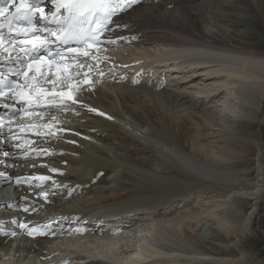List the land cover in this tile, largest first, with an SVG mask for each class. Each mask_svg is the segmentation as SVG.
I'll return each instance as SVG.
<instances>
[{
  "label": "bare ground",
  "instance_id": "1",
  "mask_svg": "<svg viewBox=\"0 0 264 264\" xmlns=\"http://www.w3.org/2000/svg\"><path fill=\"white\" fill-rule=\"evenodd\" d=\"M232 2L139 0L126 6L107 31L105 54L111 45L174 51L132 69V79L107 76L108 67H73L77 103L42 107L52 110L44 122L43 111L32 117L23 112L0 131V200L8 191L15 195L0 206V264H264L242 249L254 224L264 235V134L258 122L264 114V47L258 46L264 23L255 44L231 45L226 19L236 17L222 11ZM0 52L4 72L20 64L15 51ZM183 54L200 59L169 64ZM167 68L175 70L173 77L161 75ZM224 76L228 83L220 82ZM56 80L36 83L51 90L45 81ZM12 108L33 111L11 100L0 105V115ZM79 111L77 118L67 113ZM36 137L54 142L45 148ZM40 176L49 179H35ZM243 177L252 183L233 181ZM127 210L141 213L133 222L108 221ZM134 222L142 231H132ZM21 223L48 234L30 239ZM206 225L212 237L203 232ZM135 239L141 252L133 251ZM131 253L137 260L128 261Z\"/></svg>",
  "mask_w": 264,
  "mask_h": 264
},
{
  "label": "snow or ice",
  "instance_id": "2",
  "mask_svg": "<svg viewBox=\"0 0 264 264\" xmlns=\"http://www.w3.org/2000/svg\"><path fill=\"white\" fill-rule=\"evenodd\" d=\"M8 4L15 9L14 12H9L5 7V0H0V21L7 23V35L2 31L5 23L0 22V48L8 52L9 47L15 48L17 42L15 37L23 34L27 37L30 33L39 31L37 25V14L39 21H47L55 23L57 28L55 30L44 28L43 31L49 32L56 38V41L62 45H68L64 51L57 50L55 57L49 52L47 45L50 41L47 38L32 35L31 39L20 41L21 45H30V47H21L27 58L28 69L32 70L34 66L37 67L41 63L53 64L56 63V58L59 64L56 66V73H62V79L57 77L56 81H45L51 83L53 88L47 89L39 83L21 85L20 90L10 89L13 95L18 98V102L27 103L28 108L33 105L56 107L59 105L64 107L66 101L77 103L76 91L78 85L71 84L72 77L68 73V69L73 66L83 67L80 57H87L93 47H99L102 43L100 37L105 31H110L109 25L112 23V18L123 11L125 6L136 4L139 0H52L55 11L51 12L52 17L49 20V14L45 13L44 9L40 7L41 0H7ZM119 26V25H117ZM7 39L9 47H5V40ZM115 43V41H109ZM75 45L72 47L71 45ZM43 50L47 53L48 59L41 54ZM11 55V53H9ZM56 73H53L54 75ZM43 74V73H41ZM27 76V73H24ZM35 79V77L33 78ZM87 82V81H86ZM5 81H0L4 84ZM61 90H57V88ZM27 88L28 91H23ZM3 95V93H0ZM95 111L94 109H89ZM21 112H26L24 108L19 109ZM31 114V113H26ZM103 115V113H100ZM55 119V117H53ZM50 127V125H45ZM54 134V133H53ZM8 155V153H5ZM55 172L56 169H51ZM0 175H3L0 173ZM40 181H45L49 177H36ZM21 181L18 179L17 183ZM41 196L46 197L47 193H41ZM27 212L28 208H24ZM19 227L26 231L28 236L43 235L39 227H29L28 224L21 223ZM13 236L16 233H12Z\"/></svg>",
  "mask_w": 264,
  "mask_h": 264
},
{
  "label": "rangeland",
  "instance_id": "3",
  "mask_svg": "<svg viewBox=\"0 0 264 264\" xmlns=\"http://www.w3.org/2000/svg\"><path fill=\"white\" fill-rule=\"evenodd\" d=\"M226 1L231 2L233 0H226ZM205 7L207 9H209L208 8L209 5H207V4ZM229 11L233 12V17L234 16L236 17V19H232V18L226 19V21H227L226 24H228L230 27L229 31L230 32L233 31V32H231V37H230L231 45H234V46L238 45L239 47L243 45L244 47H246L248 45L247 42H252L253 44H255V42L260 40V39H258V37L263 33L261 26H263V23H264V0H234V2L230 3V6L228 9H227V7H225V10L222 11L223 15L224 16L226 15L225 16L226 18H228L227 15H229ZM258 46L264 47V43L261 42L258 44ZM131 47L132 46L127 47V45H125V46L124 45L108 46L107 49H110V50L108 53H106V55L107 54L108 55L105 58V62L99 63V60H95L94 62H91L90 64L91 65H98L99 64L100 67H98V68H102V69L107 68V64H108L110 69H108V72L105 75L108 76V75H113L114 73H117V74H120L121 77H124V79H129L127 77H130L132 79L133 77H131L129 75L131 71L130 72L124 71V73H122L121 72L122 69H120L119 67H118L119 69L117 68L118 63L120 65L122 64V66H124V67L127 65V68H130V67L133 68L134 65L137 64V60H143V62H152V61L158 60L160 57H162L164 55H168L174 51V50H171V48H163L161 46H156V45H153V46L146 45L143 47H138L139 49H136L134 47H132L133 48L132 49ZM101 49H103V48H101ZM111 49H113V50H111ZM146 49H148V50H146ZM174 49H175V52L181 51L179 48H174ZM192 49H193V47L189 48V50H192ZM197 49L204 50V49L199 48V47H197ZM204 51H206V50H204ZM147 53H149V54H147ZM123 62H125V63H123ZM126 62H128V63H126ZM147 75H149V74H147ZM170 75H171V73L168 74V77ZM173 76L174 75L170 76L169 78H171ZM186 76H189V75H186ZM182 78H184V77H182ZM227 78H228V80H227ZM229 80H230L229 77L224 76L220 80V82L222 81L221 83L224 84V83H228ZM201 82H204V81L202 80ZM51 111L52 110L45 112V116L46 115L49 116ZM67 113H68L69 117L70 116H74V118L80 117L79 116L80 111L73 114V115H69V114H71L70 112H67ZM40 117L39 118L42 119L41 122H44L43 116L41 115ZM75 121L77 122V120H73L72 122L75 123ZM30 122H31V120H30ZM258 122L261 124V126H260L261 132H263V134H264V114L262 116H260ZM28 124L30 126L32 125V123L31 124L27 123V126H29ZM42 138L43 137H41V138L36 137L37 140L42 139ZM45 141H47V138H43V140H40L39 145L44 146ZM2 142L5 143L4 141H2ZM53 142L54 141L51 140L48 143L53 144ZM51 144H46L45 145L46 147L45 146L44 147L47 148ZM0 160L3 161V160H5V158L2 157V155H1ZM35 164L36 163L33 162L32 165H35ZM252 167H249V169L248 168L245 169V171L246 170H248V171L253 170ZM209 177L212 178L214 182L225 183L226 181H230V180H227L224 178L221 179L220 177H219L220 180L217 178H213L211 176H209ZM249 179L251 180L252 178L251 177H243V178L239 179V182H237V180L236 181L233 180V181L235 183H240V184H242L241 181H243V184L245 183L247 185L249 183H252V181L250 182ZM58 187H60V186H58ZM261 216L263 219L261 226L264 227V212L263 211H262ZM203 232L206 234L207 237L213 236V230L209 225L208 226L206 225L204 227ZM2 233H5V232H2ZM242 249H243V251H249L250 257H252L254 260H256V261L260 260L262 263L264 262V235L262 234V230L258 227L257 224L253 225V233H251L249 235V237L244 240V242L242 244ZM248 264H250L249 261H248Z\"/></svg>",
  "mask_w": 264,
  "mask_h": 264
}]
</instances>
